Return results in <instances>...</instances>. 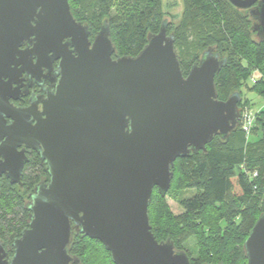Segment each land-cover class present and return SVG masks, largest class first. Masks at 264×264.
Here are the masks:
<instances>
[{
  "label": "water",
  "instance_id": "95a60500",
  "mask_svg": "<svg viewBox=\"0 0 264 264\" xmlns=\"http://www.w3.org/2000/svg\"><path fill=\"white\" fill-rule=\"evenodd\" d=\"M228 1L257 3L250 15L264 41V0ZM114 52L107 23L91 40L68 0H0V177L18 184L32 152L49 176L29 197L12 256L0 241V264H80L69 250L75 231L99 241L113 264H191L171 240L154 238L151 196L166 195L176 159L229 138L241 96L218 99L214 77L226 58L211 49L184 76L165 23L136 56ZM42 68L56 76L54 90L12 104L16 79ZM243 251L246 264H264V213Z\"/></svg>",
  "mask_w": 264,
  "mask_h": 264
},
{
  "label": "trees",
  "instance_id": "16d2710c",
  "mask_svg": "<svg viewBox=\"0 0 264 264\" xmlns=\"http://www.w3.org/2000/svg\"><path fill=\"white\" fill-rule=\"evenodd\" d=\"M68 4L74 18L87 25L91 40L107 23L113 57L136 56L147 37L165 23L184 76L211 49L226 58L214 77L219 100L234 92L241 95L254 71L262 77L248 90L264 97V41L255 40L250 20L228 0H68ZM172 7L181 11L172 15ZM245 106L249 103L242 100V111ZM252 116L248 131L239 124L227 140L216 136L205 150L175 160L166 195L174 191L179 214L170 210L166 195L156 188L152 193L147 213L154 238L169 239L180 250L194 239L196 257L184 250L191 264H246L243 243L264 213V109ZM27 158L18 184L0 177V241L9 256L14 240L29 223L30 195L39 183L49 181L39 156L32 152ZM69 250L80 264H113L99 241L76 231Z\"/></svg>",
  "mask_w": 264,
  "mask_h": 264
},
{
  "label": "flooded vegetation",
  "instance_id": "af4514ba",
  "mask_svg": "<svg viewBox=\"0 0 264 264\" xmlns=\"http://www.w3.org/2000/svg\"><path fill=\"white\" fill-rule=\"evenodd\" d=\"M257 5L255 3L250 7L253 8ZM250 9L241 10V13L244 16H247V18L251 22V30L254 32V37L257 42L261 41L257 35V32L254 30V26L258 23L256 19H254L250 15ZM26 43L24 42L22 46L20 47L22 50L26 48ZM219 57L222 58V56ZM58 61H55L53 63V69L51 68L52 73L54 74V71L57 69ZM42 71L35 76H33V73L23 72L21 75L16 79L17 84H13V87H17V90H14L16 92L17 99L16 100H10L12 104H14L17 107H27L30 103L31 99H35L38 96L46 97L48 92H52L54 90V86L56 84L57 78L55 75H48L46 68H42ZM41 106H38V110H40ZM10 121L8 120L7 123ZM28 155V154H27Z\"/></svg>",
  "mask_w": 264,
  "mask_h": 264
},
{
  "label": "rangeland",
  "instance_id": "374dc122",
  "mask_svg": "<svg viewBox=\"0 0 264 264\" xmlns=\"http://www.w3.org/2000/svg\"><path fill=\"white\" fill-rule=\"evenodd\" d=\"M181 8H176V7H172L171 9V14L172 15H176L178 14L181 10ZM114 12V11H113ZM169 18V17H168ZM175 22V21H174ZM258 76H257V81L251 82L250 80H247L246 85L248 86V88H251L252 85L257 84V82L261 79L262 75L260 74V72H257ZM248 88H246L245 86L240 90L241 91V101L242 100H247V102L249 103V106H245L243 107V116L244 114H246L248 112V114L250 115H256L258 112L262 111L264 108L263 104H264V97H260L258 96L253 90H248ZM256 90V89H255ZM254 117V116H252ZM193 193V192H191ZM180 194V193H177ZM176 195L174 193V191H171L170 195H166V203L168 204V206L170 207V210L174 213V214H179L181 212V209L178 207L176 200L173 198V196ZM183 247L186 249V251H190L191 253V258L196 257L197 255V250L198 247L196 245V241L194 239H191L189 241H187L186 243L183 244ZM184 249V250H185Z\"/></svg>",
  "mask_w": 264,
  "mask_h": 264
},
{
  "label": "built area",
  "instance_id": "2783aa9c",
  "mask_svg": "<svg viewBox=\"0 0 264 264\" xmlns=\"http://www.w3.org/2000/svg\"><path fill=\"white\" fill-rule=\"evenodd\" d=\"M257 71H254L250 77V81L251 82H256L257 81ZM264 106V104H263ZM264 108V107H263ZM243 111H241L240 113V117H239V124L242 125L243 129L245 131H248L251 128V122H252V115L248 114V112L246 114H242Z\"/></svg>",
  "mask_w": 264,
  "mask_h": 264
}]
</instances>
